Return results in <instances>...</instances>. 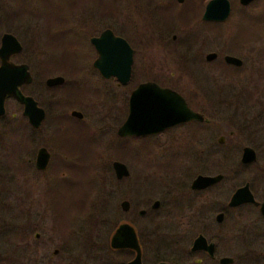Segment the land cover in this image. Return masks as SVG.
Listing matches in <instances>:
<instances>
[{
    "label": "flooded vegetation",
    "instance_id": "obj_1",
    "mask_svg": "<svg viewBox=\"0 0 264 264\" xmlns=\"http://www.w3.org/2000/svg\"><path fill=\"white\" fill-rule=\"evenodd\" d=\"M211 1L213 0H119L116 12L124 10L122 6L127 4L128 10L136 12L140 9L147 14L144 17L146 30L142 35L145 45L151 48L148 52L154 54L145 65L141 64L139 78L134 73L137 55L134 39L126 34L131 33L136 39V28L132 27V31H125V34L123 30L107 28L101 23L105 15L102 12L98 23H94V34L88 36L87 31L92 27L89 23L80 28L87 35L84 41H87L92 53L88 63L78 64L75 61L49 58L41 49V40L37 38L40 35H32L19 25L24 12L11 8L9 11L0 6V47L4 36L12 37L17 43V47L3 61L0 57V66L2 62L7 68L27 66L30 81L26 83L20 71L17 72L15 89L22 97L32 99L35 108L42 112H34L32 122L36 125H33L26 115L25 105L13 96H8L3 100V113L0 115V196L3 194L5 198L15 199L14 192L19 196L16 220L8 216L17 221V226L5 222L1 215L0 222L5 225L1 224L0 229L18 228L20 236L17 250L23 264H56L52 257L59 254L72 255L80 244L75 243V234L79 233L82 239L85 235L79 232L80 227L76 225L75 228L71 226L72 231H67L72 234L69 238L68 235L60 240L58 237L51 238L56 239L58 248L53 250L49 259L39 256L42 248L33 242L39 238L36 230H40V223L43 221L41 213L46 211V202L40 199V194L43 189H49L52 177L62 169V157H72L76 153L80 162L84 160L83 167L87 161L89 150L84 138L95 136L89 121L91 112L102 113L103 125L98 130L99 133L112 137L114 132L118 143L113 149L118 159H121V149L132 147L125 144L122 146L123 140H146L150 143L148 150L151 153L154 149L160 150V153L167 146L163 145L164 141L169 142L165 140V135L168 134L166 132L175 129L179 133L172 139L174 145L171 150L174 152V146L178 147L184 158L180 159L182 170L179 169V172L176 171L167 180L156 176L158 172H154L151 161V166L147 168L150 174L147 184L152 193V201L145 203L142 209L126 199L120 201L122 219L112 230L107 242L111 252L123 254L125 264L136 256L132 249L109 247L111 235L119 226L126 224L135 234L140 264H264V166L258 165L260 157L264 158V92H257V96L260 94L259 98H254L250 105L251 98L247 90L220 86L215 70L217 63L226 70H239L243 67L244 60L240 56L211 49L210 45L216 42L215 33L218 28L225 26L231 19L235 5L238 22L243 18L249 20L250 14L263 15L264 0H224L227 3V15L223 20L213 19L211 15L203 19L206 6ZM257 3L258 7H254ZM222 10V6H216L212 12ZM251 10L258 12L250 13ZM65 20L64 18L60 23L63 31L61 36L66 37L74 29L81 33ZM191 27L201 29L199 38H186L188 40L182 41L180 33L177 34L178 29L185 34V29ZM205 30H211L215 36L204 33ZM104 31H110L114 38L125 41L131 50L129 78L125 83L115 76L105 77L93 65L98 55L90 41L98 38ZM172 31L176 33H171ZM168 37L169 41L166 39ZM49 40L46 39L48 42ZM45 45L48 47L44 43ZM208 47L211 48L206 50ZM159 52L164 54L161 55L162 59L155 57ZM225 57L236 61L228 62ZM32 61L38 65L35 70L31 69ZM169 63L173 65L170 66ZM101 66L109 69L111 65L103 62ZM10 73L9 70L3 72L5 76ZM53 79L59 81L49 84V80ZM143 84H153L177 93L186 107L202 119L189 120L151 135L118 136V128L128 115L130 95ZM255 105L260 107L257 114L260 117L254 124L243 119L246 115L243 116L244 112L241 114L242 118L239 117L238 112L244 110L249 113ZM67 135V139L76 137V144L74 147L70 146L72 149L65 143ZM11 137L17 139L16 155L1 149ZM246 149L250 150L249 153L244 152ZM219 154L233 164L221 173L214 166ZM129 174L128 171L127 176L114 177L117 184L127 180ZM198 177L218 179L205 186L194 185ZM155 178L162 185L156 190L165 196L169 206L171 203H182L187 211H195V214L179 215L178 220L173 221L169 209L164 220L155 222L151 213L163 206V200L155 198L158 196L157 192L151 187ZM137 183L132 185L136 186ZM166 184L168 185L165 186ZM248 195L251 201H246ZM234 197L236 204L233 203ZM218 198L222 200L219 201ZM122 203L127 204L125 210L121 208ZM138 219H145V223L139 225ZM163 229L168 231L167 234L162 233ZM223 231L227 240L225 243L230 250L223 248L220 243ZM224 260L229 261L223 262Z\"/></svg>",
    "mask_w": 264,
    "mask_h": 264
},
{
    "label": "rangeland",
    "instance_id": "obj_2",
    "mask_svg": "<svg viewBox=\"0 0 264 264\" xmlns=\"http://www.w3.org/2000/svg\"><path fill=\"white\" fill-rule=\"evenodd\" d=\"M262 2L259 5L260 7ZM0 6L8 8L9 11L11 8L18 11L21 9L24 12L19 25L32 35H40L37 38L41 40L39 41L43 47L41 49L49 58L68 62L75 61L78 64L88 63L92 52L87 46V41H84L87 35L83 34L80 28L82 25L89 23L92 27L87 31L88 36L94 34L96 27L94 23H98L99 14L102 12L105 15L101 23L105 24L107 28L116 31L123 30L124 34L125 31H132V27L137 29L136 39L131 36V33H126L130 36V39H134L135 44L133 41L132 43L137 50L136 63L134 64V73L137 78L140 77L141 64L145 65L148 58L154 54L148 52L151 48L145 45L146 42L142 35L146 30L144 17H147V14L141 12L140 9H137L136 12L130 11L127 4L122 6L124 10L118 13L116 10L119 7V0H0ZM254 7H258V3ZM236 10L235 5L231 19L225 26L218 28L215 33L216 42L210 43L212 48L208 47L206 50L209 48L221 50L231 55L240 56L244 60L243 67L239 70H226L219 63L215 66V70L220 86H233L240 91L247 90L251 98L249 103L252 105L253 99L259 98L260 94L257 96L256 93L264 92V14L257 15L258 11L251 10L250 13H255V16L250 14L249 20L243 18V20L237 22ZM64 18L66 19L65 22L73 24L81 33L74 29L66 37L61 36L60 34L63 31L60 29V23L63 22ZM185 31L187 32L184 34V31L178 29L177 34L180 33L182 41L184 39L199 38L201 29L191 27L185 29ZM171 33L176 32L172 31ZM204 33L209 35L212 33L215 36L211 30H205ZM46 39L49 40L51 45ZM166 39L169 41L170 38ZM44 43L48 47L44 46ZM161 55L164 54L159 52L155 57L162 59ZM174 64L178 65L176 62ZM169 65H173V63H169ZM37 66L36 62L32 61L31 69L35 70ZM208 86L212 87L209 84ZM253 108L249 113L241 110L238 112L239 117L242 118L241 114L244 112L243 116L246 115L243 119H246L250 124H254L260 117L257 116L260 107L255 105ZM101 115L102 113L97 112H91L89 115L91 130L95 132V136L88 137L89 141L84 138L85 145L88 144L89 150L84 167L82 164L84 160L80 162L76 153L72 157L64 155L61 159L62 169L52 177L48 185L49 189H43L40 194V199H44L46 202V204L43 202L46 211L41 213L43 221L40 223V230H36L39 238L33 241L36 246L42 248L39 256L49 259L53 250L58 248L56 239L51 238L58 237L60 240L61 237L63 239L67 235L69 238L72 234L67 233V231H72L71 226L77 225L80 227L79 232L85 233L83 239L79 233L75 234V243L79 242L80 244L77 251H74L72 255L59 254L52 257L56 264H125L123 254L111 252L107 244L112 230L122 219L119 207L120 201L126 199L131 204H137L138 208L141 209L145 203L152 201V193H150V187L147 184L150 178L147 168L151 166V161L154 165V172H158L156 176H162L161 179L167 180L171 172H173L172 175L179 169L182 170V167H178L181 164L180 159H184L180 149L174 146L175 151L171 150L174 145L172 139L178 136L179 133L176 129L166 132L168 134L165 133V140H169V142L164 141L163 145L167 144V146L160 153H158L160 150L156 149L151 153L148 150L150 143L146 140L139 142L123 140L121 142L122 146L125 144L132 147L130 149L124 148L125 150L121 149L119 154L121 159H118L113 149L118 143L115 141L114 132L111 135L112 137L103 136L98 132L103 125ZM67 137L68 135L65 141ZM75 138V136L69 137L65 142L69 148L74 147L76 144ZM111 138L112 140H110ZM80 139L82 140V137ZM5 147L3 146L1 149L16 155L18 151L17 139L11 137L9 141H6ZM113 161H121L130 173L128 179L120 185L117 184L111 169V162ZM215 162L216 171L220 173L225 171L227 167L233 166L229 159L222 158L220 154ZM258 165L264 166L263 157H260ZM14 181L17 183V180ZM156 181L158 179L155 178L154 182L151 183V187L152 190L157 192L156 195L158 196L155 198L163 200V206L157 212L151 213L156 220L155 222L164 220V216L169 209H171L173 221L178 220L179 215L195 214V211H187L182 203L175 205H171V203L169 206L165 196L156 190L158 187H162ZM134 182H138L136 186L132 185ZM14 194L15 199L5 198L3 194L0 196V216H4L3 220L5 222L17 226L18 223L14 220H16L15 217L18 214L19 196L17 192H14ZM218 199L219 201L222 200V198ZM8 216H11L14 220H11ZM144 223L145 219H138L139 225ZM1 224L3 223L0 222ZM167 232L163 229L162 233L167 234ZM224 234L225 231L221 234L220 243L223 248L230 250L227 243H225L227 240ZM19 236L18 228L0 229V264H23L21 254L17 250ZM232 253L235 254L233 251Z\"/></svg>",
    "mask_w": 264,
    "mask_h": 264
},
{
    "label": "water",
    "instance_id": "obj_3",
    "mask_svg": "<svg viewBox=\"0 0 264 264\" xmlns=\"http://www.w3.org/2000/svg\"><path fill=\"white\" fill-rule=\"evenodd\" d=\"M213 7V9H211ZM216 6H222L221 12H212ZM227 3L224 0H213L208 3L204 12L203 19L211 18L223 20L227 15ZM226 8V9H224ZM212 12V13H211ZM91 44L97 53V59L94 62V67L105 77L115 76L122 83H125L129 78L131 65V50L128 45L119 38H114L110 31H104L98 38L91 39ZM17 47L16 41L10 36H4L1 41L0 57L3 58ZM8 49L9 52H8ZM15 49V48H14ZM213 57V56H212ZM228 62H235V59L225 57ZM105 62L110 66L109 69H104L101 64ZM116 64V65H115ZM9 70V76L3 74ZM22 74L25 82L30 81L27 72V66L7 68L4 62L0 66V115L3 113V100L8 96H13L17 101L23 103L26 107V115L34 124V112L40 113V110L35 108V103L30 98H24L16 91L17 82L16 73ZM59 81V79L49 80V84ZM42 113V112H41ZM201 116L191 112L185 105L183 99L175 92L169 89H161L153 84L139 85L130 95L128 104V115L122 125L118 128L117 135L120 137L127 136H146L158 133L175 125H178L189 120H201ZM36 120V119H35ZM36 123V122H35ZM249 149L244 152L249 153ZM252 160V155H250ZM244 161V158H243ZM111 169L114 177L120 178L127 176L128 171L124 164L112 162ZM218 178L208 179L198 177L195 184L203 186L215 182ZM201 187V186H200ZM249 196V195H248ZM246 201H251L250 196ZM236 197H234L233 203ZM232 203V204H233ZM239 203V202H238ZM156 205V203H155ZM154 205V206H155ZM127 204L122 203L121 208L126 209ZM109 247L111 249H132L136 252L134 259L128 264H140L139 249L136 242L135 234L132 228L126 224L119 226L110 237ZM210 247V246H209ZM229 260H224L223 262Z\"/></svg>",
    "mask_w": 264,
    "mask_h": 264
},
{
    "label": "bare ground",
    "instance_id": "obj_4",
    "mask_svg": "<svg viewBox=\"0 0 264 264\" xmlns=\"http://www.w3.org/2000/svg\"><path fill=\"white\" fill-rule=\"evenodd\" d=\"M170 157H171V156H170ZM168 159H169V158H168ZM171 159H172V158H171ZM178 160H179V158H178ZM181 160H182V159H181ZM167 161H168V160H167ZM185 161H186V160H185ZM145 162H146V161H145ZM145 162H144V163H145ZM172 162H173V160H172ZM174 162H175V159H174ZM166 163H167V162H166ZM175 163H176V162H175ZM161 164L163 165L164 163H161ZM145 165H146V164H145ZM149 165H150V163H149ZM158 165H159V164H158ZM167 165H168V164H167ZM171 165H172V163H171ZM174 165H175V164H174ZM180 165H181V164H180ZM180 165H178V167H181ZM147 166H148V165H147ZM160 167H161V166H160ZM162 167H163V166H162ZM169 167H171V166H169ZM169 167H168V168H169ZM169 169H170V168H169ZM178 169H179V168H178ZM174 171H175V170H174ZM178 172H179V170H178ZM178 172H177V173H178ZM171 173H173V172H171ZM171 173H170V176H171ZM172 175H173V174H172ZM172 178H173V176H172ZM176 178H177V177H176Z\"/></svg>",
    "mask_w": 264,
    "mask_h": 264
}]
</instances>
